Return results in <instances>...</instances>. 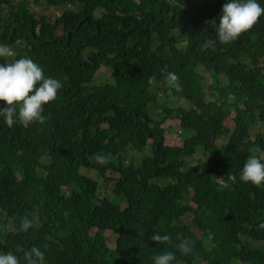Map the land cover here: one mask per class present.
<instances>
[{"label":"trees","instance_id":"trees-1","mask_svg":"<svg viewBox=\"0 0 264 264\" xmlns=\"http://www.w3.org/2000/svg\"><path fill=\"white\" fill-rule=\"evenodd\" d=\"M46 1L73 8L51 20L29 0H0V44L62 83L44 106V124L8 127L0 117V252L21 264L18 246L39 247L45 264H153L163 251L175 253L172 264H264V185L239 179L248 157L264 153V16L221 43L226 0ZM101 66L112 82L95 85ZM168 72L179 75L178 88H169ZM160 89L188 106L164 107L153 118ZM167 118L188 133L182 145L164 143ZM149 140L138 163L122 161L124 150L142 152ZM197 150L207 159L192 166L187 158ZM96 153L108 163L91 161ZM81 167L118 173L112 197L100 196ZM33 214L38 223L20 231L22 217ZM154 233L172 244H156ZM183 238L194 242L190 255L177 248Z\"/></svg>","mask_w":264,"mask_h":264},{"label":"clouds","instance_id":"clouds-1","mask_svg":"<svg viewBox=\"0 0 264 264\" xmlns=\"http://www.w3.org/2000/svg\"><path fill=\"white\" fill-rule=\"evenodd\" d=\"M56 7L62 9L61 14L66 8H73L69 5ZM100 13L101 9H96L93 14L98 17ZM261 16H264V6H261L258 0H226L222 5L221 15L219 16L218 40L221 43L235 41L241 34L251 30L258 23ZM12 56H14L13 50L8 45L0 44V58ZM108 75H111V71ZM103 80H105L103 84L110 83L108 79ZM166 80L169 88L179 87L180 77L178 74L168 72ZM155 81V76L149 77V84H154ZM96 83L94 84L101 85ZM61 88L62 83L58 79L46 77L43 68L30 58L24 57L9 63H0V102L4 104L3 107H0V117H3L8 127H12L16 123L21 124L25 128L33 122L44 124L48 118L43 115L44 106L57 99L58 91ZM149 141L148 144L150 143ZM148 147L150 146L147 145ZM124 151L126 152L127 150ZM136 152L131 151L133 154ZM89 159L101 166L108 163V157L101 153H96ZM121 159L126 164L129 156L126 155L125 160L122 157ZM219 179H222V177ZM239 179L245 183L250 182L255 186L264 185V154L250 155L240 170ZM228 180L234 183L236 176L230 173ZM224 187H228V185L224 184ZM37 223L38 217L35 214L31 218L25 215L21 219L20 231L26 233ZM258 227L264 229V223L259 224ZM150 239L156 244H172V239L168 234L154 233ZM193 243L192 240L183 238L177 248L182 255H190L193 252ZM16 252L22 253L26 264H45V254L37 246L27 250L18 246ZM175 259L176 255L172 251L157 253L152 258L153 264H172ZM0 264H21V258L13 252H0Z\"/></svg>","mask_w":264,"mask_h":264},{"label":"rangeland","instance_id":"rangeland-1","mask_svg":"<svg viewBox=\"0 0 264 264\" xmlns=\"http://www.w3.org/2000/svg\"><path fill=\"white\" fill-rule=\"evenodd\" d=\"M28 7L35 11L37 14H44L47 16L48 19L54 20L56 16L61 14L62 9L59 7H56L54 5L49 4L46 0H38L37 2H34L33 0H29L28 2ZM98 14V12H96ZM61 34V31L58 32ZM14 52V51H13ZM18 54L17 52H14V56L8 57L6 59V63L13 62L16 59H20L17 57ZM110 71L106 72L105 67H100L98 69V72L95 75V83L96 84H103L105 80L103 79H108V82H111L112 77L111 75H108ZM202 73L206 76V79L204 80L206 83L210 82V76L208 72L202 70ZM151 106V116L155 119H160L162 116L165 115V113L162 112L164 107H169V108H176L178 106H188V103L183 99L180 98L178 99L177 94L174 93L171 89L168 90L166 93L162 91V89L159 90V92L156 94V97L153 98V100L150 102ZM234 113V112H231ZM227 124L228 128L230 130L233 127V119L232 116H230L227 119ZM103 126H106L105 124ZM162 127L164 128V143L167 145H182L183 144V138L188 135L186 131H184L181 126L179 119L177 118H167L164 123L162 124ZM150 142V141H149ZM225 142L224 139L219 140V143ZM149 145V144H148ZM150 147H148L145 151L142 152H136V153H131V151L127 150L126 152L123 151L121 153V157L125 160L126 155L134 157V162H138L139 160L142 159L143 155L142 154H149L150 152ZM264 154V153H262ZM207 159V156L205 155L204 152H201L200 150H197V152L192 155L191 157H188L187 160L190 163V165H196L200 162H203ZM80 172L82 174L88 175L89 177L96 179L98 183V192L100 196H107L109 198L112 197L113 193V186H114V181L115 178L119 176L118 173L111 171V170H106L103 176H99V174L96 172L94 169H88L85 167L80 168ZM125 203L122 204L124 206ZM190 216H185L184 219L186 221L190 220ZM105 235L107 236V241L108 245L110 247H115L116 244V235L110 231H106ZM245 243L250 244V245H259L260 243L253 241L249 237H245L243 240ZM211 244V243H209Z\"/></svg>","mask_w":264,"mask_h":264}]
</instances>
